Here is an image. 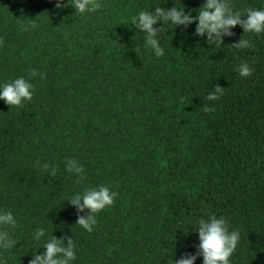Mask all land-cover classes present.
I'll list each match as a JSON object with an SVG mask.
<instances>
[{
    "label": "trees",
    "instance_id": "obj_1",
    "mask_svg": "<svg viewBox=\"0 0 264 264\" xmlns=\"http://www.w3.org/2000/svg\"><path fill=\"white\" fill-rule=\"evenodd\" d=\"M57 2L0 0V86L23 77L35 90L20 108L0 100V212L18 222L0 264H29L52 236L73 238L71 264H174L197 254L198 221L211 215L240 235L230 264H264V33L238 25L218 47L197 24L170 26L158 58L132 18L175 2L195 18L206 0H99L84 14ZM230 3L264 10V0ZM243 36L251 48L230 46ZM217 84L226 94L207 101ZM68 159L85 169L79 184ZM100 186L118 195L89 233L68 202Z\"/></svg>",
    "mask_w": 264,
    "mask_h": 264
},
{
    "label": "clouds",
    "instance_id": "obj_2",
    "mask_svg": "<svg viewBox=\"0 0 264 264\" xmlns=\"http://www.w3.org/2000/svg\"><path fill=\"white\" fill-rule=\"evenodd\" d=\"M69 6L76 9V14L94 13L103 7L99 0H68L67 4L64 3V0H58L56 3L57 9ZM193 11L197 10L194 9ZM132 21L135 28L144 34V46L152 49L158 58L165 54L160 43L161 34L166 35L170 26L177 28L182 25L187 28L192 24H197L195 35L204 37L207 34L208 44L218 47L223 46V38L225 36L231 37L234 35L231 29L238 25L243 28L245 34L254 33L259 36L264 33V10L245 8L242 11H238L233 8L230 0H206V3L198 10V15L195 18L191 12L186 14L183 4L182 7H177L175 2V6L171 9H163L157 6L154 13L144 10L139 11L132 18ZM158 23L162 26L159 28L154 27ZM36 26L35 20H33L31 27L34 28ZM3 44V39H0V46H3ZM230 46L243 50L251 48L253 45L251 41L243 36L238 43ZM133 50L137 52L138 49L136 47ZM237 71L244 78L251 77L253 74V69L246 62L242 63ZM37 75L38 73L35 69L29 70L30 77ZM41 78H43V75H41ZM34 92V86L28 80L20 77L13 82L0 86V100H4L11 108H20L24 106L25 102L33 100ZM225 94L226 89L217 84L205 99L207 101H216ZM203 111L210 113L215 111V109L205 105ZM36 164L37 166H42L43 170L48 172L51 178L55 179L57 175L55 166H51L48 163L40 165V161H37ZM65 168L67 172L77 177L76 182L78 184L86 179L84 175L85 169L80 165L79 161L68 159L65 162ZM117 195L118 193L110 191L108 186H100L98 189L88 188L82 195L77 193L71 197L68 203L77 209V225L91 233L97 224L96 215L107 207L113 206ZM85 211L89 213L87 216L80 215ZM17 226L18 222L15 220L11 210L0 212V249L7 250L16 246L17 242L12 239L6 229H15ZM196 232L200 241L197 246V254H186L183 258L175 260L174 264H196L198 256L203 257V264H230V257L237 248L240 235L236 231H229L227 222L222 216L219 219L216 215H211L208 220L199 219ZM44 236L45 231L37 229L33 238L36 241H40ZM65 239L67 240L66 245ZM42 247L45 252L43 254H34L29 264H71L76 259L75 244L71 237L65 236L57 239L52 236Z\"/></svg>",
    "mask_w": 264,
    "mask_h": 264
}]
</instances>
